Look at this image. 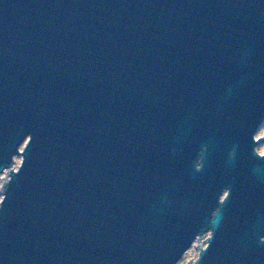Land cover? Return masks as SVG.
Masks as SVG:
<instances>
[{
	"label": "water",
	"instance_id": "1",
	"mask_svg": "<svg viewBox=\"0 0 264 264\" xmlns=\"http://www.w3.org/2000/svg\"><path fill=\"white\" fill-rule=\"evenodd\" d=\"M263 118L264 0H0V264H264Z\"/></svg>",
	"mask_w": 264,
	"mask_h": 264
},
{
	"label": "rangeland",
	"instance_id": "2",
	"mask_svg": "<svg viewBox=\"0 0 264 264\" xmlns=\"http://www.w3.org/2000/svg\"><path fill=\"white\" fill-rule=\"evenodd\" d=\"M258 130L256 131L255 138L257 139V147H263L264 148V119H263V124L258 125ZM14 161V167H17L19 162H20V156H16ZM3 175V178L7 179V175L4 173H1ZM5 180V179H4ZM6 181V180H5ZM1 184V183H0ZM2 197V191H0V199ZM208 234H205L204 236V242L207 243V237ZM201 240V238H200ZM200 240L197 241L189 248L186 254L183 255V257L177 262V264H188L190 258L193 259V263L197 260L199 251L201 247L204 246V244L200 245Z\"/></svg>",
	"mask_w": 264,
	"mask_h": 264
},
{
	"label": "flooded vegetation",
	"instance_id": "3",
	"mask_svg": "<svg viewBox=\"0 0 264 264\" xmlns=\"http://www.w3.org/2000/svg\"><path fill=\"white\" fill-rule=\"evenodd\" d=\"M264 119V118H263ZM255 149H256V152L259 154V155H262L264 154V148L262 147H257V143H256V146H254ZM264 194V193H263ZM226 193L224 192L221 196V199L223 200V198L225 197ZM251 221H254V226H256L258 228V234H260L258 236V241L260 243H264V199H262L260 201V206L258 207V209L255 210V212L251 215L250 217ZM249 219V220H250ZM245 226L247 225H252L248 220H245ZM205 234H208L207 237L210 235V231H208L207 233H204L203 236H202V239H204V236ZM201 241L200 240V245L201 244Z\"/></svg>",
	"mask_w": 264,
	"mask_h": 264
},
{
	"label": "built area",
	"instance_id": "4",
	"mask_svg": "<svg viewBox=\"0 0 264 264\" xmlns=\"http://www.w3.org/2000/svg\"><path fill=\"white\" fill-rule=\"evenodd\" d=\"M14 168H16V167H14V164H13L12 169H14ZM8 172H9V170L4 171L3 173L7 175ZM4 179L7 181V179H8V175H7V179H6V178H3V175L1 174V175H0V183H1V184H0V191H1V187H2V186L5 184V182H6ZM195 242H196V240H195ZM195 242H194V243H195ZM194 243H193V244H194Z\"/></svg>",
	"mask_w": 264,
	"mask_h": 264
}]
</instances>
